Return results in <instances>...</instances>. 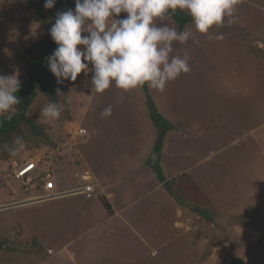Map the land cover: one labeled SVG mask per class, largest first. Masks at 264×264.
I'll return each instance as SVG.
<instances>
[{
    "label": "rangeland",
    "instance_id": "374dc122",
    "mask_svg": "<svg viewBox=\"0 0 264 264\" xmlns=\"http://www.w3.org/2000/svg\"><path fill=\"white\" fill-rule=\"evenodd\" d=\"M124 15L121 13V16ZM261 17L235 18L231 25L226 20L224 39L219 41L209 39V36H214L210 31L208 34L196 32L192 22L181 29L177 28L193 32L186 45L174 42L172 46V55L183 56L187 52L191 71L168 82L167 93L154 91L158 98H168V103L166 101L162 107L164 112L181 122L179 137L189 141V148L187 145L185 149L188 152L195 155L206 146L205 150L214 155L220 148L215 144L218 143L215 138H220L219 142L223 144L226 138L229 140L232 136L239 137L244 131L256 130L264 154V120L261 114H257L264 111V17ZM166 22L177 27L172 16ZM42 35L43 29L35 20V9L29 6L27 0H0V75L16 73L20 83L24 82L25 60L22 54ZM91 75L89 72L86 77L82 72L76 81H71L70 108L66 115L61 114L56 121L43 122L41 109L48 100L42 94L36 96L27 114L46 124V131L55 146L45 143L26 146L25 151L17 157L23 159L34 153L41 155L42 167L54 169L57 185L61 188L76 186L79 170L89 169L92 176L96 177L93 176L90 181L94 184V190L85 194V203L79 201L60 210L50 208L48 203H62L78 194L44 200L35 196L39 194V189L26 191L19 182H13V190L3 181L9 158L0 159V206L28 201L19 206L0 209V264H130L145 249L139 234L123 223V219L128 215V206L132 204L133 208L137 207L134 199L139 195L135 197L133 188L142 180H148L150 173L140 171L136 181L126 180L118 184L117 188H111L115 189L116 217L110 218L97 200L101 182L96 180L97 164L92 162L90 155L91 150L101 147L90 142L91 135L102 138V132L89 127L88 123H96L101 118L100 113L109 105L112 111L118 109L120 116L130 117L134 96L141 95L146 106L144 89L147 85L125 92L113 84L103 93L96 94L94 91L91 93L90 83H85L90 81ZM118 90L122 91L121 94ZM147 90L151 95V89L147 87ZM89 94L93 98L87 109L85 102L89 100ZM190 105L193 110H190ZM179 108L184 110L183 114ZM102 119L105 121L106 118ZM148 119L150 122L144 129L149 136L155 128L149 115ZM132 133L131 130L129 139ZM191 136L193 143L190 142ZM172 142L174 145L178 142L177 135H173ZM120 146L118 152H123L124 145ZM155 152L163 153L164 157L168 155V166L173 165L172 154L164 151L163 142L159 151ZM112 163H108V174L119 171V166ZM183 168L182 165L180 169ZM119 172L125 174L124 168ZM182 174H185L184 180L190 177L186 172H180L177 176ZM101 177L102 173L99 175ZM141 186H138L139 190H144ZM165 191V197L161 195V198L170 229L166 234L174 238L176 244L181 239L180 244L184 246L173 247L175 253L172 255L166 253L168 250L164 247H157L154 252L160 253L159 257L162 256L164 260H156L154 264H174L177 258L178 264H245L241 254L240 226L255 219L258 207L247 210L244 215L218 209L214 222H208L184 207L179 214V204ZM86 203L87 206L84 205ZM175 220H178L175 226L184 229L183 234H171ZM98 225L101 227H96ZM257 243L254 241L252 246L255 252ZM199 250L203 260L194 262L192 256ZM261 251L264 252L263 247ZM188 253L190 257H187ZM262 255L264 258V253Z\"/></svg>",
    "mask_w": 264,
    "mask_h": 264
},
{
    "label": "crops",
    "instance_id": "0c3cea01",
    "mask_svg": "<svg viewBox=\"0 0 264 264\" xmlns=\"http://www.w3.org/2000/svg\"><path fill=\"white\" fill-rule=\"evenodd\" d=\"M257 16L260 18H262L261 16L264 17V0H241V3L237 7L235 18H258ZM186 24L184 26H186ZM224 27L226 28L225 25ZM210 32L216 35V32L212 29H210ZM196 83L198 84L199 82ZM167 86L168 84L164 90L166 93ZM121 92L122 91H119V94H121ZM151 96L158 110L175 126V129L165 134L162 141L164 151H170L172 154L174 160L173 165L168 166V155L164 157V154L160 153L159 156V167L164 172L166 178L177 176L180 172H186V174L190 176L189 178L196 183L222 212L244 215L247 210L258 207L255 219L242 223L240 226V246L243 256L242 259L245 261V264H264L262 255L264 252L261 251V248H264V154H262L263 148L261 143H259L260 140L257 139L256 130L255 132L250 130L251 133H249L250 131H244L239 134V137L237 136L234 138L232 136L229 140L226 138L223 144L219 142L220 138H215L218 141V143L215 144L219 145L218 147L220 148H218L219 150L215 152L214 155L208 150H205L206 146L202 148L199 153L194 155L188 152V150H185L187 149V145L189 148V141L183 137V134L181 136L183 138L179 137L181 122L175 120L174 116L164 112L162 106L166 104L168 98L166 100L158 98L155 91L152 89ZM120 98L122 99L121 95ZM133 98L135 99L132 104V111H130V117L120 116L118 109H116L111 112V115L107 117L105 121H103L101 117L97 119L96 123L91 124L87 122L89 127H94L98 132H102V138H98L94 134L91 135L89 139L90 142L96 143L97 145L100 144L101 147L91 150L90 155L92 156V162L95 161L97 164V169L95 171L97 176L96 180L101 182V185L98 187V195H104L112 207V212L106 211L110 218L116 217L114 205L116 202L115 189L111 190V188H117L118 184L126 180H129V182L136 181L140 171L150 173L148 175V180H142L137 183L136 188H133L135 197L139 195L136 200L134 199L137 207L133 208L134 206L130 203L131 205L128 206L127 209L128 215L126 214L127 217L123 219V223L131 226L133 231L139 234L140 240L145 248L143 251L139 252V255L136 256L130 264H154L156 260H164L162 256L159 257L161 255L160 253L154 252L157 247H164L163 249L168 250L166 253L170 252L172 255L175 253L173 252V247H183L184 244H180L182 242L181 239H178L176 241L178 244H176L175 239L169 238L166 234L169 233L170 229L167 226V214L164 213L163 198H161V195L164 196L166 191L159 182L154 168L150 165L148 160L151 153L154 152L153 148L157 140V129L154 126V132H150L149 136L146 134L144 128L150 122L148 119V109L142 101L141 95L134 96ZM68 102L70 108L71 100L69 96ZM85 105L88 109V99ZM183 107L184 106H182V108ZM182 108L178 110L183 114L184 110H182ZM189 108L193 110L191 105ZM257 114H261V118L264 120V111ZM131 130L133 131L132 138L129 139ZM173 135L178 136V142H176L175 145L174 142H172ZM192 139L193 137L191 136L190 142H192ZM120 145H124V148H122L123 152H118L121 147ZM146 159L148 160L147 163ZM112 161H114L115 165L119 166V171L124 168L125 174L121 175L119 171H117V173L108 174L109 168H107V166L112 163ZM117 161H121L120 164H116ZM114 163H112V165ZM182 165L184 168L180 169ZM86 170L91 173L89 169ZM80 171L83 170H79V172ZM101 173L102 177L99 178ZM95 185H98V183ZM140 185H142L141 188H144V190L142 189L143 191L139 190L138 186ZM74 187L75 186L61 188L57 185L58 190L64 191L53 198L44 200H53L57 197L78 194L77 197L62 203H54L51 205L48 203L50 208H58L59 210L61 208L66 209L79 201L84 202L83 199H85L86 193L76 191L66 194L72 191ZM100 191H102L101 193L103 194H100ZM97 200L100 201L98 196ZM84 205L87 206V203ZM178 207L180 214L182 213V207L180 205ZM176 223H178V220L174 221V228H172L171 234L173 232H175V235L180 233L183 234L184 229L180 230L175 226ZM96 227H101V225ZM246 231L251 232V234ZM254 241L258 242L257 252L252 249ZM184 255L185 254H182V256ZM187 257H190L189 253ZM192 258L195 259L194 262L203 260L200 250L193 255ZM177 262L179 263V258H177ZM177 262L173 261L174 264H178Z\"/></svg>",
    "mask_w": 264,
    "mask_h": 264
},
{
    "label": "clouds",
    "instance_id": "9594fccd",
    "mask_svg": "<svg viewBox=\"0 0 264 264\" xmlns=\"http://www.w3.org/2000/svg\"><path fill=\"white\" fill-rule=\"evenodd\" d=\"M56 0H44V8L54 7ZM74 9L56 13L49 35L56 48L46 57L48 70L58 84L76 81L82 72L90 81L91 93H103L113 84L127 92L147 85L163 92L168 82L191 71L187 52L172 55L173 43L186 45L191 30H178L166 21L177 10L187 12L194 29L208 34L210 29L231 25L241 0H74ZM121 13L126 15L121 16ZM86 33V35H84ZM210 40H223L217 32ZM82 46V47H78ZM18 74L0 75V118L11 120L20 97ZM60 91L57 89V94ZM89 94V102L92 100ZM64 105L49 101L42 109L43 122L60 118ZM111 105L101 117L111 115ZM11 157L26 149L22 136L2 145Z\"/></svg>",
    "mask_w": 264,
    "mask_h": 264
},
{
    "label": "trees",
    "instance_id": "16d2710c",
    "mask_svg": "<svg viewBox=\"0 0 264 264\" xmlns=\"http://www.w3.org/2000/svg\"><path fill=\"white\" fill-rule=\"evenodd\" d=\"M27 1L29 6L35 9V20L41 25L43 35L36 43L26 48L22 54L25 60V81L20 83L21 86L16 93L20 97V103L16 106V114L11 120L0 118V159L9 158V161L18 157H11L6 150H3L2 145L5 142L11 144L12 139L17 135L24 138L26 146L40 143L55 146L54 140L46 131V124L29 117L27 112L36 96L42 94L48 102L54 101L63 104L64 111L61 114L66 115L69 107L68 96L71 90V81L65 80L63 83H57L56 78L48 70L46 57L56 48V44L49 35V29L55 22L56 13L69 8L74 9V0H56L51 9L44 8V0ZM172 18L178 24V29H181L186 23L192 22L187 12L179 10L172 15ZM212 30L224 34L226 28L223 26ZM78 47L82 46L78 45ZM57 89L60 91L59 94H57ZM144 90L149 116L157 129L154 151H159L166 132L173 130L174 125L158 110L147 87ZM154 172L162 186L181 207L195 212L205 221L214 222L218 213L217 206L191 178L184 180L185 174L166 178L160 167L154 169ZM98 199L107 212H112L111 204L104 195H98Z\"/></svg>",
    "mask_w": 264,
    "mask_h": 264
},
{
    "label": "built area",
    "instance_id": "2783aa9c",
    "mask_svg": "<svg viewBox=\"0 0 264 264\" xmlns=\"http://www.w3.org/2000/svg\"><path fill=\"white\" fill-rule=\"evenodd\" d=\"M77 129V134L80 135ZM43 158L38 153L31 154L23 159H12L8 161V167L3 174V181L8 184L11 189L13 182H19L20 186L26 191L39 189L37 198L50 199L64 190H58L56 184V176L53 168L42 167ZM92 176L88 170L77 173V185L72 190L89 193L94 190V184L91 183Z\"/></svg>",
    "mask_w": 264,
    "mask_h": 264
},
{
    "label": "water",
    "instance_id": "95a60500",
    "mask_svg": "<svg viewBox=\"0 0 264 264\" xmlns=\"http://www.w3.org/2000/svg\"><path fill=\"white\" fill-rule=\"evenodd\" d=\"M159 156H160V154L155 152V151L151 153V156H150V159H149V163L154 169H158L159 168ZM74 192H76V191L72 190V191L67 192L66 194L74 193ZM25 202H28V201L9 203L7 205L0 206V209L10 208V207L17 206V205H20V204L25 203Z\"/></svg>",
    "mask_w": 264,
    "mask_h": 264
}]
</instances>
